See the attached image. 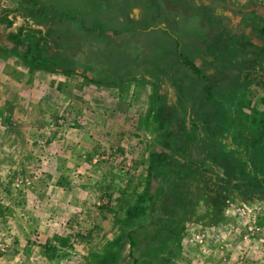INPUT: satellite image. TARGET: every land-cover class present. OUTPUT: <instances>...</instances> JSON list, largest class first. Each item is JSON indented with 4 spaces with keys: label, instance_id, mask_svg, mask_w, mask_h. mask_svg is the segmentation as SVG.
<instances>
[{
    "label": "crops",
    "instance_id": "0c3cea01",
    "mask_svg": "<svg viewBox=\"0 0 264 264\" xmlns=\"http://www.w3.org/2000/svg\"><path fill=\"white\" fill-rule=\"evenodd\" d=\"M0 80V264H30L35 241L56 248L36 264H85L106 248L126 257L124 231L149 218L146 203L160 192L153 176L174 146L177 125L163 131L164 144L154 132L171 121L169 103L154 105L139 83L108 87L50 72L29 90L22 81L15 95L11 76ZM108 196L111 207H95Z\"/></svg>",
    "mask_w": 264,
    "mask_h": 264
},
{
    "label": "trees",
    "instance_id": "16d2710c",
    "mask_svg": "<svg viewBox=\"0 0 264 264\" xmlns=\"http://www.w3.org/2000/svg\"><path fill=\"white\" fill-rule=\"evenodd\" d=\"M3 1L0 0V48L8 53L26 48L28 55L40 57V67L49 72L74 74L95 85L108 87L143 81L153 85L155 90L163 87L156 82L162 74L167 73L171 77L169 87L178 97L181 111L173 113L166 125L160 122L164 130L169 125L178 127L174 133L173 149L169 151V162L158 166L152 179L160 192L150 202L151 214L157 213L160 206L169 218L164 222L153 220L154 230L170 229L177 210L185 212L197 201H203L218 222L226 220L225 214L233 199L249 205L264 201V110L262 117L254 121V131L249 130L246 134L237 128L236 146L222 144L219 136H226L229 118L223 106L217 107L225 94L229 97L234 94L236 86L225 87L230 79L223 82L219 75L215 77L217 71H213V66L219 64L207 52L195 48L217 43L226 50L227 33L243 31L249 38L246 45L249 49L248 84L244 88L256 86L264 92V30L258 21L261 18L255 17L257 10L250 8L241 12L242 18L238 20L237 16L226 14L230 9L225 0H215L214 6H219L220 12L213 14L215 20L200 24L204 28L208 26L205 34L193 42L183 43L187 51H183L184 45L178 38L173 41L163 37V44L171 47L172 55L161 52L157 59L159 63H156L152 62L155 58L150 51H141L140 58L145 55L146 59L138 65V55L130 52L131 45L125 34L137 28L162 33L169 25L179 27L180 14L173 23L166 18L167 1H175L180 7L201 16L203 6L198 0H17L14 5H2ZM135 7L142 11L139 17L130 15ZM163 22H167L168 27L163 28ZM188 45L193 49L189 50ZM68 58L74 60L67 63ZM75 59L82 62L75 63ZM86 61L94 63L97 68L93 71L92 67L82 64ZM108 63L114 68L113 72L105 69ZM119 72H126L121 81L99 77L104 73L113 77ZM220 72L222 74L223 71ZM227 89L229 93H226ZM168 101L172 103L174 100L171 97ZM262 103L264 106V96ZM187 112L200 113L203 126L193 120L192 128H189L185 122ZM200 128L207 136L199 132ZM160 140L159 143L164 144V135ZM143 228L147 227L124 231L123 247H128L124 260L131 258L134 264L138 263L135 256L139 247L137 234ZM156 236H160V232ZM106 249L96 251L85 264L122 263L121 247L115 249L110 259L106 257L112 254L111 248Z\"/></svg>",
    "mask_w": 264,
    "mask_h": 264
},
{
    "label": "rangeland",
    "instance_id": "374dc122",
    "mask_svg": "<svg viewBox=\"0 0 264 264\" xmlns=\"http://www.w3.org/2000/svg\"><path fill=\"white\" fill-rule=\"evenodd\" d=\"M228 1L232 6L234 16H237L238 20L242 18L241 12L249 11L250 8L257 10L255 17L258 19L261 18V21H258L259 24L263 25L262 29L264 30V0ZM15 2L16 0H4L2 5L6 3L13 5ZM167 3L166 18L170 23H173V19L180 14L179 27L171 25L168 27V23L163 22L161 26L168 28L166 29L167 31H163L162 33L155 30L152 32L147 30L145 32L143 29L137 28L136 31L130 30L127 35L125 34L128 42H130L129 45H131L130 52H135L134 54L138 55V65L146 59L144 58L145 55L140 58L141 51H150L151 55L155 58L152 62L156 61V63H159L157 59L161 52L162 54L172 55L171 47L169 48L163 44V37L168 40L172 39L173 41L178 38L182 44L193 42L196 40V37L205 34L208 30V26L204 28L200 24L204 21L209 22L215 20L211 10H204L206 16L203 19L198 14L195 13L196 15H194L188 9L180 7L175 1H167ZM141 12V9H139L138 17ZM130 15L132 17L136 16L133 11H130ZM16 24H19L18 19L16 20ZM227 35L226 39L228 44L225 46L226 50L217 43H206L205 47L202 45L194 47L201 49L200 51L202 52H207L215 63L219 64V66H213V71H217L218 73L220 70L223 71L222 74H220L221 72L219 74L215 72V77L219 75L223 82L230 79L225 87L236 86L234 94L230 97L225 94L223 97L224 100H220L218 107L216 106L217 108L223 106L225 115H228L229 118L227 134L224 137L219 136V140L225 146L231 147L236 146L235 144L238 142L237 128L242 129L244 132L246 131V134H249V130L252 132L256 128L254 121L262 117L264 110L262 103L264 92L256 86L244 88L248 84L246 77L249 72V49L246 47L249 40L248 35L245 36L241 30L230 34L227 33ZM188 46L190 47V45ZM183 48L186 49H183L184 52L187 51L185 45ZM192 49L191 45L189 50ZM26 52V48L18 50L16 53H8L0 48V77L2 75L11 76L12 80L9 81V89H12L15 95L22 92V81H25V87L29 90L35 86V78L42 83L45 75L50 74L49 71L40 67V57L38 55H28ZM73 60V58H68L66 62L68 63ZM75 61V63L82 62L81 59H78V61L75 59ZM170 61H172V58ZM82 64H85L87 67H92L93 71L97 68V65L94 63L92 65L87 61ZM171 65L170 63L169 66ZM105 69L109 72L114 71V68L109 63L105 64ZM137 71L140 70L137 69ZM125 74L126 72H119L114 75L115 77H112L111 74L106 75L104 73L99 75V77H103V80L121 81ZM71 75L76 79L83 78L74 74ZM168 75L164 73L160 76L159 81H156L157 84L163 86L162 89L155 90L153 85L143 81L131 83H139L136 89H141L143 92L150 93L152 91L154 93L152 96L154 98V101L152 99L153 104L155 103L154 105L162 101L169 102L168 99L172 97L174 101L172 103L170 101L169 103L173 110L171 112L169 111V115H173V113L179 114L181 111L178 106L179 100L173 94V88L169 87L171 77ZM230 75L232 78H229ZM4 87V80H0V89ZM227 90L226 93H229V89ZM0 95L1 98L5 96L1 92ZM1 102L3 103V101ZM186 114L188 115L187 118L185 116V122L189 128H192L191 121L193 120H196L201 125L203 124V121L200 119V113L187 112ZM160 122L156 123V127H154L157 140L163 137L165 128ZM199 132L203 136H207L204 129L200 128ZM168 142H171V138ZM25 182L26 185L33 184L31 180ZM122 192L125 193L127 191ZM98 201L94 203L96 208L104 209L111 207V198L109 196L106 198L102 197ZM150 205V202L146 203L150 211L149 218L145 224L141 225L147 228L140 229L137 234L139 240V247L135 251V256L139 260L137 264H264V201L249 205L244 204L238 199H233L225 214L226 220L224 222H218V219H215L206 209L204 202L197 201L186 209L185 212L178 209L172 217V221H174L172 227L167 231H161L160 237L156 236L154 239L150 237L155 228L153 220L164 222V220L169 218L166 217V214L163 213V207L160 206L157 208V213L152 215ZM160 219L162 221H159ZM151 222L152 225L149 226ZM37 244L35 241L34 246H30L29 250L32 253L29 257L30 264H36L39 255L46 253L51 255L56 250L52 246ZM66 247L69 246L67 245ZM67 253L69 252L66 251L64 254L66 255ZM121 262V264H134L131 258L124 260L123 257ZM14 264L20 263L19 261H15Z\"/></svg>",
    "mask_w": 264,
    "mask_h": 264
},
{
    "label": "flooded vegetation",
    "instance_id": "af4514ba",
    "mask_svg": "<svg viewBox=\"0 0 264 264\" xmlns=\"http://www.w3.org/2000/svg\"><path fill=\"white\" fill-rule=\"evenodd\" d=\"M201 6H203V12L201 14V18L206 16L204 13V10H211L212 11V15L216 14V11L220 12V7L219 6H214L215 5V0H198L197 1ZM226 5H228L230 12L234 15L233 11H232V6L229 4L228 0L224 1ZM134 10V9H133ZM178 18V17H177Z\"/></svg>",
    "mask_w": 264,
    "mask_h": 264
},
{
    "label": "built area",
    "instance_id": "2783aa9c",
    "mask_svg": "<svg viewBox=\"0 0 264 264\" xmlns=\"http://www.w3.org/2000/svg\"><path fill=\"white\" fill-rule=\"evenodd\" d=\"M61 123H65V120H61ZM133 158H128L126 163V170L131 169L133 167Z\"/></svg>",
    "mask_w": 264,
    "mask_h": 264
},
{
    "label": "water",
    "instance_id": "95a60500",
    "mask_svg": "<svg viewBox=\"0 0 264 264\" xmlns=\"http://www.w3.org/2000/svg\"><path fill=\"white\" fill-rule=\"evenodd\" d=\"M138 11L139 9L138 8H134L133 12L134 14H136V16L138 17ZM227 15H232V13L230 11L226 12Z\"/></svg>",
    "mask_w": 264,
    "mask_h": 264
}]
</instances>
